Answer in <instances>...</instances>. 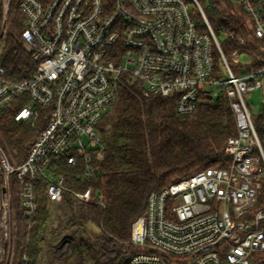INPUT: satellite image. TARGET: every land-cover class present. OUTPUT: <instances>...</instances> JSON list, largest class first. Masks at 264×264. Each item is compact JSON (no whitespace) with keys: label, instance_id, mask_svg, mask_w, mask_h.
<instances>
[{"label":"built area","instance_id":"2783aa9c","mask_svg":"<svg viewBox=\"0 0 264 264\" xmlns=\"http://www.w3.org/2000/svg\"><path fill=\"white\" fill-rule=\"evenodd\" d=\"M11 4L0 0V55L10 12H19V43L33 67L27 78L12 80L0 66V115L15 102L12 121L36 135L18 161L0 143V264L29 263L39 188L49 216L44 229L57 218L55 210L66 212L64 194L103 206L101 191L90 184L105 157L99 122L124 79L136 82L144 97L172 100L180 116L224 96L235 125L223 144L224 168L200 170L148 194L130 227L133 253L126 264H264V144L244 100L264 76V0ZM213 8L239 22L213 29L205 12ZM218 33L235 41L234 67ZM64 167L86 188L68 186ZM42 244L35 264H48Z\"/></svg>","mask_w":264,"mask_h":264},{"label":"trees","instance_id":"16d2710c","mask_svg":"<svg viewBox=\"0 0 264 264\" xmlns=\"http://www.w3.org/2000/svg\"><path fill=\"white\" fill-rule=\"evenodd\" d=\"M205 12L215 30L233 29L239 22V17L226 11L213 8ZM11 14L12 10L0 66L4 77L22 80L30 75L33 66L19 43L22 15ZM220 46L224 54L237 49L234 40L221 39ZM15 106L19 105L13 102L0 115V143L14 151L18 161L24 158L36 134L26 126L14 124L11 112ZM112 109L102 119L109 128H101L105 144L101 171L90 183L101 191L103 206L76 203L64 194L66 212L58 223L61 228L51 230L69 245V253L60 264H98L105 255H114L117 248L121 251L116 255V264H126L133 253L130 245L126 247L131 224L143 213L151 191L206 168H224L228 163L223 144L235 134V125L224 96L200 104L192 115L180 116L174 112L172 100L144 97L136 82L124 79ZM253 124L264 144V103L261 113L253 117ZM62 172L68 186L83 190L88 185L76 182L78 177L72 169L64 167ZM36 195L38 210L29 229L28 264L38 260L49 219L41 188ZM87 226L96 228L97 233H89Z\"/></svg>","mask_w":264,"mask_h":264},{"label":"rangeland","instance_id":"374dc122","mask_svg":"<svg viewBox=\"0 0 264 264\" xmlns=\"http://www.w3.org/2000/svg\"><path fill=\"white\" fill-rule=\"evenodd\" d=\"M15 13L12 11V14ZM11 14V15H12ZM219 40L223 39L225 35L223 33H218ZM227 60L229 63L234 67V65L237 64L238 62V53H234L232 51L228 52L226 54ZM236 68L234 69V72L237 73ZM261 82V88L253 90L249 94L244 95V100L245 103L248 107V110L250 111L252 117L257 116L261 113L262 111V106L264 103V76L260 78ZM110 111H113L112 107H108L106 111L103 112L109 113ZM104 114V115H105ZM99 125L104 128V130H107L109 128V123L103 124V121L101 120L99 122ZM34 132V131H33ZM35 133V132H34ZM36 134V133H35ZM57 215V218H54L49 226V229H46V240H45V245L43 247V250L45 251L46 255L42 256V260L46 261L48 264H55V262L58 263V261L63 258L66 254L69 253V245L67 242L61 240L60 236L57 234H51L52 229H60L61 226L58 224L64 219L65 215H62L63 212H58L55 210L54 212ZM87 229H89L90 232H95L97 233V229L94 228L93 226H87ZM20 231V229H18ZM93 236V235H92ZM43 245V244H42ZM128 244L126 245V247ZM120 253V251H119ZM116 255L108 254L105 255L102 260L98 264H116Z\"/></svg>","mask_w":264,"mask_h":264}]
</instances>
